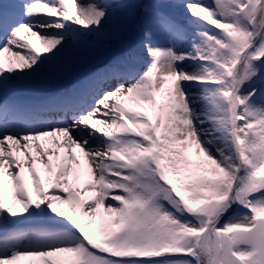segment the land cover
Listing matches in <instances>:
<instances>
[{"label":"snow or ice","instance_id":"snow-or-ice-1","mask_svg":"<svg viewBox=\"0 0 264 264\" xmlns=\"http://www.w3.org/2000/svg\"><path fill=\"white\" fill-rule=\"evenodd\" d=\"M0 264H264V0L0 2Z\"/></svg>","mask_w":264,"mask_h":264},{"label":"rangeland","instance_id":"rangeland-1","mask_svg":"<svg viewBox=\"0 0 264 264\" xmlns=\"http://www.w3.org/2000/svg\"><path fill=\"white\" fill-rule=\"evenodd\" d=\"M3 2V0H0ZM103 44L112 51H109L107 55L112 54H123L127 50L128 41H125L121 44H116L115 42L104 41ZM99 60L96 59L93 62L85 63L81 66L74 67V68H52L50 72L46 73L44 78L35 84H32L28 87H25L19 91L18 94L23 95L29 92H32L35 95L39 93H44L46 90H57L58 83L63 86V89L69 87L73 82L79 79L83 74H85L90 69L98 66ZM59 69L65 71L63 74ZM73 74V75H72ZM61 86V87H62ZM59 87V88H61ZM60 89V90H63Z\"/></svg>","mask_w":264,"mask_h":264},{"label":"bare ground","instance_id":"bare-ground-1","mask_svg":"<svg viewBox=\"0 0 264 264\" xmlns=\"http://www.w3.org/2000/svg\"><path fill=\"white\" fill-rule=\"evenodd\" d=\"M53 67H55V66H53Z\"/></svg>","mask_w":264,"mask_h":264}]
</instances>
